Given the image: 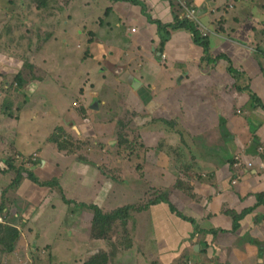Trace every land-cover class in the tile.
I'll return each instance as SVG.
<instances>
[{
    "label": "crops",
    "instance_id": "obj_1",
    "mask_svg": "<svg viewBox=\"0 0 264 264\" xmlns=\"http://www.w3.org/2000/svg\"><path fill=\"white\" fill-rule=\"evenodd\" d=\"M101 1L107 28L98 33L101 22L90 19L97 58L85 64L89 104L76 133L95 143L114 141L123 117L135 113L133 133L152 154L165 137L162 119L176 118L199 141H215L213 154H237L244 161L213 168L200 153L196 159L184 156L176 166H154L160 182L149 178L151 183L174 189L161 192L166 199L148 203L153 258L161 264L264 262V0H196L194 19L181 0H141L145 11L125 0ZM69 2L66 19L85 27L87 16L74 20V8L100 0ZM176 16L195 25L206 48L186 28H169L162 42L157 21L173 24ZM250 90L261 98L255 106ZM153 118L155 124L144 126ZM46 151L39 155H51ZM53 164V156L47 158L32 175L51 179ZM178 179L188 187L177 188ZM8 181L0 171V187Z\"/></svg>",
    "mask_w": 264,
    "mask_h": 264
},
{
    "label": "rangeland",
    "instance_id": "obj_2",
    "mask_svg": "<svg viewBox=\"0 0 264 264\" xmlns=\"http://www.w3.org/2000/svg\"><path fill=\"white\" fill-rule=\"evenodd\" d=\"M69 1L0 0V160L5 164L0 171L10 178L0 187V264H161L153 258L146 210L174 187L151 183L149 178L160 182L154 166H176L184 156L196 159L200 153L213 168L240 165L243 157L213 154L215 141H199L195 130L181 127L176 118L162 119L165 137L152 154L133 133L135 113L123 117L114 141L79 136L89 104L85 64L97 58L89 22L95 18L102 24L98 33L104 32L108 18L100 16L105 5L100 0L75 7L74 20L86 15L87 23L71 25ZM185 2L193 10L196 0ZM40 150L51 155H39ZM52 156L56 175L36 179L34 169ZM185 185L176 182L177 188ZM109 195L114 198L106 202Z\"/></svg>",
    "mask_w": 264,
    "mask_h": 264
},
{
    "label": "trees",
    "instance_id": "obj_3",
    "mask_svg": "<svg viewBox=\"0 0 264 264\" xmlns=\"http://www.w3.org/2000/svg\"><path fill=\"white\" fill-rule=\"evenodd\" d=\"M128 1L131 2V3H133V4H139V5H141L143 7L144 11H145L146 4L143 3L141 0H128ZM105 14L107 15V12H105ZM149 19H151L150 16H149ZM174 22L175 23H173V24H163L162 22L157 21V23H158V29H159V33H160L162 42H164L170 36L171 33H170L169 28H172V29L186 28V29L191 30V32L193 33L195 42H197L199 44H202L205 48L207 47V44L205 42L206 39L203 38V36L200 35L199 30L195 27V25L192 22H189L187 20V18L180 19V18H178V16H176ZM223 57H225V55H223ZM230 71H233V69H230ZM239 87H241V86H239ZM242 89H245V88H242ZM250 95H251V99L253 101L252 105L255 106L254 102L259 104V101L260 100L257 98V95L255 94V92H253L252 90H250ZM163 194H164V192L161 193L156 199H154L152 201V203L155 202V201H159L161 199H166L167 198V195L164 197ZM64 199L67 202L73 201V200H69L68 198H64ZM82 205H84V203H82Z\"/></svg>",
    "mask_w": 264,
    "mask_h": 264
},
{
    "label": "built area",
    "instance_id": "obj_4",
    "mask_svg": "<svg viewBox=\"0 0 264 264\" xmlns=\"http://www.w3.org/2000/svg\"><path fill=\"white\" fill-rule=\"evenodd\" d=\"M181 2H182V4L186 7V8H188L189 10H191L192 11V13L193 14H195V10L193 9H190L189 7H187L186 6V2H185V0H181ZM189 16H190V14H189ZM4 219H3V216L2 215H0V222H2Z\"/></svg>",
    "mask_w": 264,
    "mask_h": 264
}]
</instances>
